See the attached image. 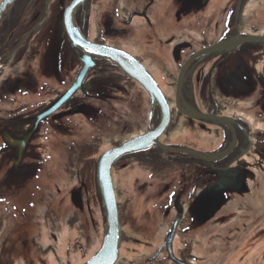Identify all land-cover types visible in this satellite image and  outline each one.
Wrapping results in <instances>:
<instances>
[{
    "label": "flooded vegetation",
    "instance_id": "af4514ba",
    "mask_svg": "<svg viewBox=\"0 0 264 264\" xmlns=\"http://www.w3.org/2000/svg\"><path fill=\"white\" fill-rule=\"evenodd\" d=\"M3 2L0 264L86 263L137 138L114 264H264V0Z\"/></svg>",
    "mask_w": 264,
    "mask_h": 264
},
{
    "label": "water",
    "instance_id": "95a60500",
    "mask_svg": "<svg viewBox=\"0 0 264 264\" xmlns=\"http://www.w3.org/2000/svg\"><path fill=\"white\" fill-rule=\"evenodd\" d=\"M8 1L10 0H4L1 7H3ZM93 49L101 56L111 59L119 64L130 76L141 82L150 92L156 91L150 76L128 54L121 50L104 46H93ZM143 141L144 138L134 139L126 144L109 150L100 157L98 180L106 220L103 227L101 245L96 253L84 264H114L118 258L120 247V225L109 172L110 164L117 156L139 148Z\"/></svg>",
    "mask_w": 264,
    "mask_h": 264
}]
</instances>
